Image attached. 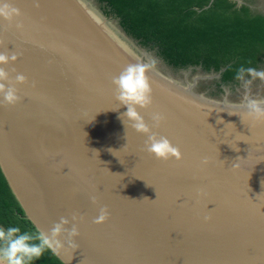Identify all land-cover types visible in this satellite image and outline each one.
<instances>
[{"label":"water","instance_id":"obj_1","mask_svg":"<svg viewBox=\"0 0 264 264\" xmlns=\"http://www.w3.org/2000/svg\"><path fill=\"white\" fill-rule=\"evenodd\" d=\"M3 3L22 15L11 26L0 17V53H19L2 67L28 83L16 85L17 105L0 107V170L38 233L50 234L61 216L84 217L79 248L51 252L63 264H264V124L244 118L241 103L154 68L153 104L138 111L150 126L163 113L153 131L183 156L157 160L122 117L125 127L127 108L115 98L112 77L145 61L129 37L83 0ZM101 206L110 218L97 225Z\"/></svg>","mask_w":264,"mask_h":264},{"label":"trees","instance_id":"obj_2","mask_svg":"<svg viewBox=\"0 0 264 264\" xmlns=\"http://www.w3.org/2000/svg\"><path fill=\"white\" fill-rule=\"evenodd\" d=\"M102 14L174 73L219 74L216 92L235 84L236 69L264 63V14L233 0H96ZM38 231L25 217L0 170V227ZM38 242V241H36ZM32 264H63L46 250Z\"/></svg>","mask_w":264,"mask_h":264},{"label":"clouds","instance_id":"obj_3","mask_svg":"<svg viewBox=\"0 0 264 264\" xmlns=\"http://www.w3.org/2000/svg\"><path fill=\"white\" fill-rule=\"evenodd\" d=\"M39 3H35V7L39 8ZM22 15L19 8L3 3L0 5V17L12 25L15 18ZM15 27L22 30L24 25L22 22H16ZM4 45V41L0 40V46ZM19 58V53L2 52L0 53V107L8 108L17 105L21 101L18 95L19 89L16 85L27 84L28 79L25 75L18 73L12 80L5 67L10 63H15ZM156 61L149 58L147 61L137 59L135 63H129L122 69L118 76L112 77V84L115 88V98L120 105L127 108V111L121 114L126 117L127 127H131L137 133L147 137L145 141L144 151L154 156L157 160L169 161L175 159L180 161L183 159L182 153L178 146L166 137L159 135L153 131V128H159L166 117L161 112H153L151 114L152 125L150 126L138 109H149L153 104L150 78L148 73L154 69ZM15 72V68L12 69ZM250 77V79H246ZM235 78L242 82L245 88V95L241 101V108L244 111V118H248L256 123L264 124V98H256L250 94V86L253 81L259 79L264 82V71H258L254 67L244 66L236 69ZM35 88V82L31 85ZM230 114H236L231 112ZM125 127V120L122 119ZM243 122V119H242ZM109 151H113L109 149ZM209 159L204 158L202 165L209 164ZM237 166L236 164L234 167ZM201 191L199 195H203ZM93 204L98 205L97 196L90 197ZM110 218V211L107 206H101L99 215L94 218L93 223L100 225L106 223ZM84 219L79 213H73L71 219L61 216L59 222L52 227L50 234L39 232L33 235L28 232H21L18 226L9 227L7 230L0 227V264H32L34 260H38L46 250L59 254L61 250L67 246L72 251L79 248L76 238L80 235L79 223ZM205 222L211 221L210 215L205 216ZM70 225V227H69ZM60 237L64 238L61 242ZM38 241V242H36Z\"/></svg>","mask_w":264,"mask_h":264},{"label":"rangeland","instance_id":"obj_4","mask_svg":"<svg viewBox=\"0 0 264 264\" xmlns=\"http://www.w3.org/2000/svg\"><path fill=\"white\" fill-rule=\"evenodd\" d=\"M89 8L96 12L98 15L104 16L96 2V0H83ZM238 5L246 4L250 6L252 11L256 13L264 14V0H233ZM107 24L114 30L117 34H122L120 27L118 26V22L115 19L107 18ZM130 39V38H129ZM131 40V39H130ZM129 49L133 52L136 51L138 56H140L143 60L147 61L149 58L154 59L156 61L155 69L160 71L162 74L167 75L171 79L177 81L182 85L190 84L192 89L196 93H200L204 96H207L212 99H216L219 101H225L229 103H241L243 96L245 95V88L241 81H237L235 84L224 87L222 93L217 94L216 96H212V93L216 92L217 87L215 86L217 79L219 78V74L208 73L206 74L200 68L196 70L188 69L185 71H179L174 73L168 67H166L162 61L154 55V53H148L145 50L141 49L133 40L128 41ZM139 50V51H138ZM139 52L143 54H139ZM135 54V55H137ZM259 71H264V63L262 64ZM246 79H250V77L246 76ZM250 94L256 98H264V82H261L259 79L253 81L250 86Z\"/></svg>","mask_w":264,"mask_h":264}]
</instances>
